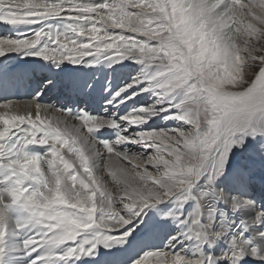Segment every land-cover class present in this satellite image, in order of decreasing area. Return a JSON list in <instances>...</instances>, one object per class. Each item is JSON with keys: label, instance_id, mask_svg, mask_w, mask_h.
Instances as JSON below:
<instances>
[{"label": "snow or ice", "instance_id": "6c2138e0", "mask_svg": "<svg viewBox=\"0 0 264 264\" xmlns=\"http://www.w3.org/2000/svg\"><path fill=\"white\" fill-rule=\"evenodd\" d=\"M0 93V264H264V0H0Z\"/></svg>", "mask_w": 264, "mask_h": 264}, {"label": "bare ground", "instance_id": "6f19581e", "mask_svg": "<svg viewBox=\"0 0 264 264\" xmlns=\"http://www.w3.org/2000/svg\"><path fill=\"white\" fill-rule=\"evenodd\" d=\"M21 102H23V101H21Z\"/></svg>", "mask_w": 264, "mask_h": 264}]
</instances>
